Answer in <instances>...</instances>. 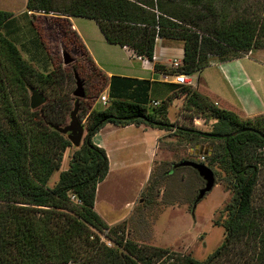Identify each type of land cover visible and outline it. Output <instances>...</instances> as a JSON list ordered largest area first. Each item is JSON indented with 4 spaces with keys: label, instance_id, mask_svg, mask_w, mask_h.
<instances>
[{
    "label": "trees",
    "instance_id": "trees-1",
    "mask_svg": "<svg viewBox=\"0 0 264 264\" xmlns=\"http://www.w3.org/2000/svg\"><path fill=\"white\" fill-rule=\"evenodd\" d=\"M202 4L205 6L200 7ZM216 6L215 0H71L59 11L53 0L26 1L25 9L49 62L59 70V55L50 42L57 34L65 36L73 50L74 67L84 65L94 89L83 98L90 110L86 134L69 170L60 173L52 188L47 186L48 180L59 169L70 143L54 130L55 124L39 114L42 110L31 111L28 89L45 91L56 86L57 72L35 74L16 44L3 35L2 27L12 13L0 10V264H264V118L241 120L216 108L195 90L178 85L177 94L184 97L188 109L193 107L202 118L215 121L210 134L252 128L261 135L244 132L228 140L214 139L203 135L207 132L170 123V101L150 107L149 81L107 77L69 20H93L108 44L126 47L148 62L153 61L156 38L179 41L182 66L170 68L169 74L191 76L210 66L213 60L209 56L223 63L254 50L256 32L264 29L257 19L247 18L246 12L234 18L219 17ZM53 13L57 16H51ZM153 68L168 73L159 64ZM108 86V106H94ZM106 124L174 130L194 144L222 140L219 156L214 154L210 162L223 165L234 197L225 207L229 214L221 226L224 242L206 260L127 240L108 246L91 231L90 227L118 233L94 211L97 185L109 167L105 151L93 144L92 137Z\"/></svg>",
    "mask_w": 264,
    "mask_h": 264
},
{
    "label": "rangeland",
    "instance_id": "rangeland-1",
    "mask_svg": "<svg viewBox=\"0 0 264 264\" xmlns=\"http://www.w3.org/2000/svg\"><path fill=\"white\" fill-rule=\"evenodd\" d=\"M174 1L178 3L186 0ZM70 2L71 0H53L55 9L59 11L65 9ZM215 4L219 17L227 15L229 18H234L246 12V17L257 19L259 26L264 24V0H215ZM203 6L205 5H200V7ZM23 7V0H0V9L12 11V17L2 27V33L16 44L21 57L31 64L36 75H38L37 73L45 75L54 69L57 72L56 86H51L45 91L40 87L28 89V103L29 90L38 91L44 99V103L37 108L42 110L39 111V114L57 127H64L69 123V114L73 110L74 101H76L72 96L75 90L74 76L78 75L76 70L81 73L78 77L84 83L85 94H92L94 89L82 69L84 68L83 64L79 63L75 67L74 62L69 66L63 65L61 56L63 51L69 53L71 57L74 56L69 39L65 36L57 34L50 42L56 54L59 55L56 62L59 70L49 62L45 50L39 45L30 16ZM51 16L57 15L53 13ZM79 21L81 32L88 33L95 29L93 20L80 18ZM255 39L254 50H264V29L257 30ZM161 40L163 39L156 38V42H158L156 53H158ZM164 41L169 43L168 50L161 51L160 57L173 61L180 55L182 50L180 44L182 45V43L172 40ZM112 54L121 60L122 55L119 50H115ZM209 59L214 62L217 58L209 56ZM130 63L135 66L139 65L137 62ZM188 88L194 90V87ZM98 98L95 100L94 106L100 108ZM86 102L87 99L80 101L77 113V119L84 127V136L89 125L90 111L86 108ZM188 107V104H183L178 109V116L182 120L174 125L210 133L213 125L212 120L202 118L197 110L193 107L188 109ZM170 113H173L172 109H170ZM260 117L264 118V115ZM166 132L168 134L165 135L161 148L164 154L158 155V157H164L161 162L158 160L154 163L146 184L139 187L142 181V172L127 167L116 170L112 168L111 171L108 168L107 175L97 185L94 211L107 224L108 228H116L118 233L114 235L108 230L100 232L91 227L90 229L108 246L115 247L116 241L127 240L142 247L166 248L175 253L189 255L195 260L204 261L224 242L225 231L221 226L227 221L229 214V207L227 209L225 207L232 204L234 197L232 183L228 173L224 172L223 165L210 162L214 154L219 156L223 142L222 140H200L194 144L172 131ZM63 138L67 139L66 136ZM119 138L120 134H116L115 141H118ZM126 145L131 147L128 142ZM78 148L73 147L70 143L64 150L59 169L48 180L49 188L58 182L60 173L69 170L72 156ZM113 156L112 158H114ZM115 157L120 158L118 154ZM201 157L204 158V161L200 160ZM181 160L205 164L214 173L215 186L199 202H196L195 199L199 190L204 187V182L196 172L189 168L172 170V166ZM261 177L260 174V180Z\"/></svg>",
    "mask_w": 264,
    "mask_h": 264
},
{
    "label": "crops",
    "instance_id": "crops-1",
    "mask_svg": "<svg viewBox=\"0 0 264 264\" xmlns=\"http://www.w3.org/2000/svg\"><path fill=\"white\" fill-rule=\"evenodd\" d=\"M26 1L23 0V9H25ZM6 12L12 13L9 10ZM27 14H29L28 11ZM69 20L72 29L78 33L93 61L107 77L116 76L136 81H149L148 106L151 101L162 103L169 100L168 121L178 124L182 120L178 116V109L181 108L184 97L177 94L178 87L176 86L178 85L173 82L174 74H169V70L174 60L182 64L183 50L173 61L160 57L161 51H167L169 45L161 40L158 53H156L158 42H156L153 61L148 62L137 57L126 47L108 44L96 23L95 29L86 33L81 32L79 28L80 18H69ZM180 46L182 47L181 44ZM115 50H119L122 55L121 60L113 56L112 53ZM130 62H137L139 65L135 66ZM155 63L164 67L168 73L164 74L154 70L153 64ZM189 78L194 82V90L216 108L232 112L241 120H252L264 115V50H252L247 55L223 63L214 61L210 66ZM109 92L108 86L102 94L106 95L110 101ZM170 109L173 110L172 114ZM214 122L212 120L211 123ZM172 133L175 134L174 130ZM116 134H120V141H115ZM167 134L164 130L151 128L144 124L138 126L131 124L124 127L106 124L94 134L92 142L105 151L110 171L112 168L116 170L127 167L141 171L143 176L139 187H142L149 180L154 163L158 160L161 162L164 157H158V155L164 154L161 148ZM127 142L131 147L126 145ZM116 154L120 158L117 159Z\"/></svg>",
    "mask_w": 264,
    "mask_h": 264
},
{
    "label": "water",
    "instance_id": "water-1",
    "mask_svg": "<svg viewBox=\"0 0 264 264\" xmlns=\"http://www.w3.org/2000/svg\"><path fill=\"white\" fill-rule=\"evenodd\" d=\"M73 61L74 59L68 53H66L65 51L62 52L63 65H69L73 63ZM74 79H75V90L73 91L72 96L76 99V101L74 102L73 110L69 114V123L64 127H54V130L57 131L59 134L66 136L67 140L71 143V145L75 148H78L84 136V127L78 121L77 113L79 110V100L84 98L85 92H84L83 81L77 75L74 76ZM29 92H30L29 106L31 110H35L44 103V99L42 95L34 89H30ZM244 132L258 133L252 128H244L224 135L210 134V133H203V135L205 137H210L214 139L228 140L229 138H232ZM177 168L193 169L204 182V187L199 190L198 195L195 199L196 202L202 200L205 197V195L208 194L215 186L214 173L205 164L198 163L195 161H181L172 166V170H175Z\"/></svg>",
    "mask_w": 264,
    "mask_h": 264
},
{
    "label": "built area",
    "instance_id": "built-area-1",
    "mask_svg": "<svg viewBox=\"0 0 264 264\" xmlns=\"http://www.w3.org/2000/svg\"><path fill=\"white\" fill-rule=\"evenodd\" d=\"M182 66V64L178 63L176 60L173 61L172 63V68L174 69H178ZM173 82L176 84V85H181V86H186V87H194V82L189 78V76L183 74V73H176L174 74L173 76ZM109 99L106 95L104 94H100L99 95V98H98V104L101 108H105L108 106L109 104ZM161 105V102L159 101H151L150 102V106L151 107H159ZM264 150V148H263ZM201 161H204V158L201 157L200 159ZM71 199L73 201H76L74 196H71Z\"/></svg>",
    "mask_w": 264,
    "mask_h": 264
}]
</instances>
